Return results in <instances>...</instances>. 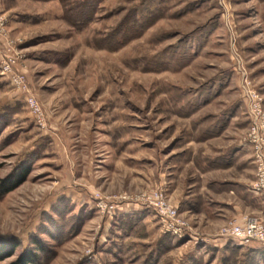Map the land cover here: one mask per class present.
<instances>
[{
    "label": "rangeland",
    "instance_id": "obj_1",
    "mask_svg": "<svg viewBox=\"0 0 264 264\" xmlns=\"http://www.w3.org/2000/svg\"><path fill=\"white\" fill-rule=\"evenodd\" d=\"M0 11V187L28 170L0 197V264L36 241L39 264H264L258 241L202 240L247 216L264 223L258 205L212 227L181 203L201 180L192 150L207 118L244 105L248 132L244 74L264 105V0H0ZM10 57L25 87L3 72ZM162 199L195 238L162 226L147 207Z\"/></svg>",
    "mask_w": 264,
    "mask_h": 264
},
{
    "label": "crops",
    "instance_id": "obj_2",
    "mask_svg": "<svg viewBox=\"0 0 264 264\" xmlns=\"http://www.w3.org/2000/svg\"><path fill=\"white\" fill-rule=\"evenodd\" d=\"M243 108L244 105L228 106L226 111L218 113L215 118L221 122H213L209 116L202 128L205 140L197 142L202 148L192 150L193 170L201 173V180L195 178L197 182L194 179L195 181L190 183L189 189L192 190H189L186 198L181 201L182 208L192 216L202 217L212 227L225 221L224 214L228 209L242 212L241 201H246L252 207L254 204L258 205L257 209L264 215L261 197L251 189V177L247 179L244 174L249 166L253 171L255 166L252 150L245 140L248 117L244 115ZM215 141L220 143L219 146H215ZM199 180L201 190L197 186ZM229 197L239 198L240 201L232 202Z\"/></svg>",
    "mask_w": 264,
    "mask_h": 264
},
{
    "label": "built area",
    "instance_id": "obj_3",
    "mask_svg": "<svg viewBox=\"0 0 264 264\" xmlns=\"http://www.w3.org/2000/svg\"><path fill=\"white\" fill-rule=\"evenodd\" d=\"M6 21V17L0 11V33L3 32L2 26ZM15 59L10 57L3 66V72L11 75V84L19 88L25 87L24 78L14 71ZM242 91L244 99L247 103L250 125L246 134V143L250 146L253 159L256 165V176L251 183V189L258 195L264 196V105L260 96L259 90L253 85L252 80L244 74ZM26 99L29 104L37 111L35 119L42 123L43 117L40 116L42 112L39 109L38 103L29 97ZM147 207L156 211L159 216L162 226L172 235L180 238H195V234L189 232L184 226L179 224L176 219L177 210L173 206L167 204L165 200H161L158 205L155 202L147 204ZM115 209L112 210L114 212ZM171 211L173 213H171ZM197 236V235H196ZM234 240L240 244H247L251 241H258L264 247V223L255 216H247L241 223H233L223 228L221 233L217 236H205L202 240L205 243H210L214 240L224 242V240Z\"/></svg>",
    "mask_w": 264,
    "mask_h": 264
},
{
    "label": "trees",
    "instance_id": "obj_4",
    "mask_svg": "<svg viewBox=\"0 0 264 264\" xmlns=\"http://www.w3.org/2000/svg\"><path fill=\"white\" fill-rule=\"evenodd\" d=\"M28 170L25 169L22 173V175L20 176L21 178H17L16 180H14L13 182L10 181H6L5 182V186L0 187V197H2L5 193L11 191L13 188H15L20 181H22L24 179V177L27 175ZM38 243V246H36V248H28L27 250H25V255L23 256V259L21 260V262H18L17 264H39V262L41 261V254L39 253V248L43 249V246H41V243L36 241ZM15 245V244H14ZM40 245V246H39ZM15 247H13L14 249Z\"/></svg>",
    "mask_w": 264,
    "mask_h": 264
}]
</instances>
